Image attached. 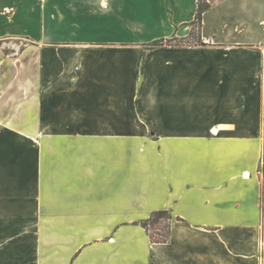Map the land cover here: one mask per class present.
<instances>
[{"label":"crops","instance_id":"0c3cea01","mask_svg":"<svg viewBox=\"0 0 264 264\" xmlns=\"http://www.w3.org/2000/svg\"><path fill=\"white\" fill-rule=\"evenodd\" d=\"M196 3L0 0V264H264V37L116 38Z\"/></svg>","mask_w":264,"mask_h":264},{"label":"rangeland","instance_id":"374dc122","mask_svg":"<svg viewBox=\"0 0 264 264\" xmlns=\"http://www.w3.org/2000/svg\"><path fill=\"white\" fill-rule=\"evenodd\" d=\"M196 5L198 6V8L201 7L204 9V14L206 13V19L208 23L215 24L216 30L214 32H216V34L218 35H221V33L230 32L228 31L229 29H225V25L227 27L231 26L233 29L237 25L240 29L247 26L245 27L246 29L244 30V32L246 30L252 29L254 30V32H257L259 35H261L262 38L264 37V24L256 20H247L250 17V14L254 11H258V13H264V0H197ZM204 14L202 17H204ZM262 17L264 19V15ZM199 26H201L200 23L194 25L192 37L188 38L187 40L176 39L177 41L173 44L183 42H200V38H198L200 36H198L199 33L197 32ZM208 31H210V29ZM162 34L163 33L161 30L152 25V27L140 37L134 33H132V36H130V34L126 31L122 33L121 36H118L116 38L126 40L135 38H140L142 40L155 39L156 42H159L160 40L158 39ZM171 222L172 219H170L168 216H165L162 220H160L159 224H155L156 226L152 225L149 229L152 234H155L154 228H158L163 233H166L168 231V227L171 226Z\"/></svg>","mask_w":264,"mask_h":264},{"label":"trees","instance_id":"16d2710c","mask_svg":"<svg viewBox=\"0 0 264 264\" xmlns=\"http://www.w3.org/2000/svg\"><path fill=\"white\" fill-rule=\"evenodd\" d=\"M203 14H204V9L199 7L198 14L196 16V20L192 23V25H196L197 23H200V25H202V16H203ZM176 41H177L176 39H172V40L163 41V42H156V43L153 44V46H155V47L164 46V45H168L169 46V45H172V43H174ZM183 43H177L176 45L180 46ZM165 216H168L170 219H172L171 215H169L168 212H166V211H157V212L152 213L150 218L142 224L143 227L146 229V231L148 233V236L150 237L151 241L154 242V243H166L169 240V237H170L169 236V233H170L169 228L170 227H168V231L166 233H163L158 228H154L155 229V234H152L150 229H149L150 226H152V225L154 226L155 224H159L160 220H162Z\"/></svg>","mask_w":264,"mask_h":264}]
</instances>
